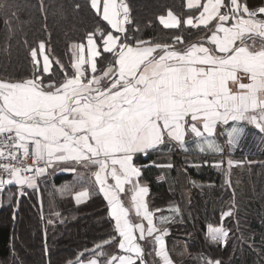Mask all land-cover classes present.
Returning a JSON list of instances; mask_svg holds the SVG:
<instances>
[{
    "label": "snow or ice",
    "instance_id": "6c2138e0",
    "mask_svg": "<svg viewBox=\"0 0 264 264\" xmlns=\"http://www.w3.org/2000/svg\"><path fill=\"white\" fill-rule=\"evenodd\" d=\"M90 4L111 30L98 26L87 34L86 45H73L78 54H73L71 73L62 64L59 70L53 66L41 41L30 51L31 77L0 81V192L15 185L22 197L25 188L37 187V177L61 164L71 172L76 166L94 168L95 187L74 199L79 204L92 192L102 194L114 235L85 250L89 258L81 253L75 264H146L140 241L154 243L161 264H173L166 249L168 229L154 223L145 199L149 187L140 182L145 166H137L135 158L166 144L188 151L190 142L202 153H221L218 137L223 136L231 151L246 134L244 124L264 134V5L188 0L195 16L181 20L169 11L160 22L168 29L203 26L210 35L180 50L175 45L184 43L182 36H175L172 45L130 43L123 0ZM102 62L106 67L97 75ZM233 163L229 160V167ZM122 195H128L127 205ZM170 211L180 214L178 207ZM231 215L223 212L222 219ZM159 219L161 224L170 220ZM228 235L223 227L208 231L213 242H226ZM114 243L119 253L103 251ZM202 264L221 262L202 258Z\"/></svg>",
    "mask_w": 264,
    "mask_h": 264
},
{
    "label": "trees",
    "instance_id": "16d2710c",
    "mask_svg": "<svg viewBox=\"0 0 264 264\" xmlns=\"http://www.w3.org/2000/svg\"><path fill=\"white\" fill-rule=\"evenodd\" d=\"M125 2L132 44L144 40L172 45L175 36H182L184 43L175 45L182 50L210 35L203 26L168 29L161 24L159 17L169 11L181 20L195 16L196 10L187 8L186 0ZM246 2L257 8L264 0ZM101 25L111 30L91 8L90 0H0V81L31 77L30 51L41 41L53 66L59 70L62 64L71 73L72 46L84 43L87 34ZM62 77L59 73L57 79ZM169 148L163 145L137 154L135 162L145 166L142 179L149 187V208L180 209L179 215L163 225L169 232L170 257L177 264H202V258L221 264H264V155L242 156L241 160V155H233L243 162L232 167L227 181L223 156L194 157ZM169 163L173 167L157 166ZM217 163L221 166H213ZM45 184L39 183L22 197L14 185L0 192V264H75L81 253H85L83 259L89 258L85 250L114 235V221L102 194L92 192L79 204L72 198L74 190L95 187L87 175L57 174ZM226 211L232 215L222 219ZM209 227L225 228L229 233L226 242L211 241ZM140 243L146 264H161L153 243ZM103 251L119 253L115 243Z\"/></svg>",
    "mask_w": 264,
    "mask_h": 264
},
{
    "label": "crops",
    "instance_id": "0c3cea01",
    "mask_svg": "<svg viewBox=\"0 0 264 264\" xmlns=\"http://www.w3.org/2000/svg\"><path fill=\"white\" fill-rule=\"evenodd\" d=\"M202 2H203V0H202ZM101 3H102V0H101ZM187 3H188V0H186V6H187ZM188 8V7H187ZM101 11H102V8H101ZM173 15H175V14H173ZM162 16H164L165 17V19H167L168 18V13L167 14H165V15H162ZM176 16V15H175ZM161 17V16H160ZM177 17V16H176ZM178 18V17H177ZM160 20V19H159ZM162 24V23H161ZM163 25V24H162ZM164 26V25H163ZM201 42V40H199V41H197V42H195V43H200ZM204 43H205V46H209L208 45V43H207V41H203ZM86 43H87V40L83 43V44H85L86 45ZM257 43H259V38H257ZM82 44V43H81ZM77 45H79V44H77ZM183 50V49H182ZM72 52H73V54H74V52H77V54H78V50L77 49H75V48H73V46H72ZM73 59H74V55H73ZM43 62V60L41 59V63ZM99 67V66H98ZM106 67V64H104L101 68L99 67V69L101 70L100 72H98L97 73V75H99V74H101V72H102V70L104 69ZM86 75H88V76H91L92 75V73L90 72V71H88L87 73H86ZM245 82H247L246 80H245ZM231 123V122H230ZM242 126H244L245 127V129H246V134H245V136L242 138V141H243V143L244 144H241L239 147H236L235 148V152H234V155H241V156H243L244 158H247V157H251V156H258V155H264V134H260L259 132H258V130L254 127V126H252V125H246V124H244V125H242ZM226 140H227V137L226 136H223V137H218V142L223 146V144L225 145L226 144ZM167 145V144H166ZM226 146H227V144H226ZM167 147H169L168 145H167ZM176 147H178L179 148V146H175V147H170L169 149H177ZM181 151H183V152H185V153H188V154H193V155H199V156H225L226 157V154L225 155H221L220 153H210V152H205V153H202L201 151H200V149H197V148H194V149H192V150H188V151H184V150H182V149H180ZM141 154H143V153H141ZM144 155V154H143ZM137 166H139V165H137ZM64 167H66V165H64V164H61L59 167H53V168H49L48 170H47V172L44 174V175H42V176H40V177H37V187H38V185H39V179L41 178V177H52L53 175H57V174H63V173H65V174H68V173H72L74 176H77V175H87L89 178H90V180H91V182H92V184L95 186V182H94V177L91 175V173H92V171H94L95 169L94 168H91V169H88V168H84V167H82V166H76V171L75 172H71V171H64V170H62ZM45 179V178H44ZM46 181V180H45ZM141 184H144V185H147L146 184V182L142 179V177H141ZM47 183V182H46ZM36 187V188H37ZM85 189H87V188H81V189H78V190H74L73 192H72V198H73V200L76 202V200L74 199V196H75V194L77 193V192H80V191H82V190H85ZM122 199H123V201L125 202V204L127 205L128 204V199H129V197H128V195H122ZM146 201H147V204H148V199H149V193H148V195L146 196ZM77 203V202H76ZM149 206V205H148ZM150 209V208H149ZM170 209H172V208H168V209H166V210H163V212H161V211H156V210H151V211H153L154 213H155V221H154V223L157 225V227L158 228H160V229H164V227H163V225L165 224V223H163V224H161L160 223V217L161 216H163V217H169L170 219L172 218V217H174V215H176V214H174L172 211H170ZM132 219L134 220V221H137L138 220V218H136L135 217V215H134V213L132 214ZM145 223V226H146V222H144ZM165 242H166V237H165ZM152 247H153V251H154V243H153V245H152ZM166 249H167V246H166ZM154 253H155V251H154ZM170 256V255H169ZM170 259L173 261V264H177L175 261H174V259H172L171 257H170Z\"/></svg>",
    "mask_w": 264,
    "mask_h": 264
},
{
    "label": "rangeland",
    "instance_id": "374dc122",
    "mask_svg": "<svg viewBox=\"0 0 264 264\" xmlns=\"http://www.w3.org/2000/svg\"><path fill=\"white\" fill-rule=\"evenodd\" d=\"M116 3L117 4H120V0H116ZM128 14H129V12H128ZM128 19H129V16H128ZM160 21V20H159ZM125 27H126V25H125ZM133 45H135V43L133 44ZM42 59V58H41ZM191 139V138H190ZM241 144H244L243 143V141H242V139H241V141H240V143H239V146L241 145ZM238 146V147H239ZM186 147H187V149L188 150H192V149H194V148H197V149H199L197 146H196V144L195 143H192V142H190V143H188L187 145H186ZM223 147H224V151L223 152H221L220 154L221 155H225L226 154V157L225 156H223V162H224V165H225V171H226V179H227V181L229 180V175H230V173L232 172V167L233 166H236V165H240V164H242V162L243 161H238V160H241L242 159V156H240V157H238V160H235L234 159V157H233V155H234V152H235V149L234 150H231V151H229V148H228V146H226V144L224 145L223 144ZM177 149H180V148H178V147H176ZM191 155H193V154H191ZM194 157H199V155H193ZM167 158H170V157H167ZM188 160H191L192 161V158H189L188 157ZM187 160V161H188ZM229 160H232L234 163H233V166L232 167H229V165H228V161ZM246 160V159H245ZM191 161H188V162H191ZM233 173V172H232ZM45 178V179H44ZM50 178L51 177H41L40 179H39V183L41 184V185H46L45 183L47 182H49V180H50ZM46 180V181H45ZM241 180V179H240ZM239 180V181H240ZM15 186V185H14ZM16 187V191H17V193H18V195H19V191H18V186H15ZM36 189V188H35ZM33 191L34 189H28V188H25L24 189V191L26 192V191ZM57 190H58V188H57ZM247 190V189H246ZM58 191H60V190H58ZM170 208H176V207H170ZM168 209V208H167ZM161 212H163V210H161ZM55 217V216H54ZM54 217H51V219H49L50 221H52L53 222V219H54ZM51 222V223H52ZM50 223V222H49ZM50 223V225H53V223L51 224ZM210 228V227H209ZM217 228H219V227H217ZM208 231H209V229H208Z\"/></svg>",
    "mask_w": 264,
    "mask_h": 264
},
{
    "label": "built area",
    "instance_id": "2783aa9c",
    "mask_svg": "<svg viewBox=\"0 0 264 264\" xmlns=\"http://www.w3.org/2000/svg\"><path fill=\"white\" fill-rule=\"evenodd\" d=\"M263 5H264V3H263ZM26 163H27L28 165H31V164H32L31 159H28V160L26 161ZM40 166L43 167L44 165L41 164ZM7 187H8V186H6L5 189H6ZM5 189H4V190H5ZM4 190H3V191H4Z\"/></svg>",
    "mask_w": 264,
    "mask_h": 264
},
{
    "label": "water",
    "instance_id": "95a60500",
    "mask_svg": "<svg viewBox=\"0 0 264 264\" xmlns=\"http://www.w3.org/2000/svg\"><path fill=\"white\" fill-rule=\"evenodd\" d=\"M120 3H121V0H120ZM123 4L127 5L125 0H123ZM128 7V6H127ZM128 12H129V9H128Z\"/></svg>",
    "mask_w": 264,
    "mask_h": 264
}]
</instances>
